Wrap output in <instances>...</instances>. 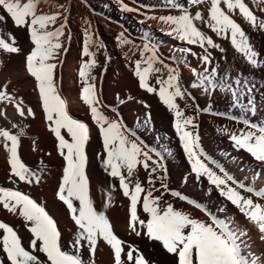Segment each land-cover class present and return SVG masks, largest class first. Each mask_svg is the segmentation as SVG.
<instances>
[{
  "label": "snow or ice",
  "instance_id": "6c2138e0",
  "mask_svg": "<svg viewBox=\"0 0 264 264\" xmlns=\"http://www.w3.org/2000/svg\"><path fill=\"white\" fill-rule=\"evenodd\" d=\"M119 2L126 12L139 11L129 7L123 0ZM255 2L259 12L264 14V0ZM40 4L41 0H0V11L3 12L0 14V23L10 19L15 27L27 32L31 44L29 51L24 53L14 34L9 31L5 38L0 33V56L25 57V72L33 79V90L37 93L47 121V130L55 138L56 150L64 161L57 198L66 206L76 232L65 244L57 221L45 206L20 190L0 186V209L20 217L30 233L29 243L25 245L11 225L0 221V251L5 256V259H0V264H85L81 251L87 249L89 256L95 257L101 244L108 246L113 264H150L139 249L128 245L115 233L105 212L98 211L94 206L87 173L90 128L70 113L68 101L61 95L59 88V58L69 51L65 41L71 39L70 34L66 35L70 7L61 3L56 5L55 12H45ZM170 4L179 9V14L148 16L147 19L164 23L168 26V35L204 50V54L199 57L203 70L192 68L196 82L191 86L203 88L205 92L219 90L230 94L236 105L247 98V104L254 108L256 85L247 78L242 79L243 73L238 72L233 76L222 70L220 65H214L209 49H218L221 53L226 49L201 26L210 30L215 37L228 41L248 66L258 69L264 68V53L256 50L238 17L246 21L251 29L261 32H264V19L246 0H191V4L196 7L194 11L172 3V0ZM204 5H208L206 12L199 10ZM85 24L82 57L88 59H84L79 68L82 85L80 99L88 107L90 118L102 139L103 151L98 153L97 158L105 172L118 180L123 196L129 200L128 228L138 237L145 236L150 241L158 242L176 258V264H264L246 254L241 233L231 222L213 216L200 204L169 189L165 182L167 168L164 157L156 153L158 158L154 159L151 150H146L136 132L128 128L118 114L109 116L105 113L95 83L97 77L92 74L100 66L97 51L104 45L94 39V33L90 30L91 22L86 20ZM118 40L121 45L133 43L123 32L119 34ZM92 46L97 51L91 50ZM183 51L196 55L191 47ZM6 69L5 60L0 58V72ZM134 75L141 89L158 95L163 105L173 113L175 130L196 179L206 178L219 195L256 229L259 239L264 242V190L258 191L238 183L222 167L217 165L218 173L205 162L206 157L202 159L204 153L200 148V137L194 131L198 128L197 117L186 114L188 108L194 107L189 100L194 101L195 98L182 84L181 71L165 63L155 45L145 43L141 59L134 62ZM153 77L155 85L149 82ZM11 84V80L0 83V118H8L9 106L21 118H35V111L25 104L24 99L10 91ZM178 101H183L184 106ZM112 111L115 113L116 109ZM243 123L246 126L244 129L229 133L231 141L237 149L246 151L256 161L264 163V126L248 121ZM21 145V135L0 127V149L5 153L9 180L13 184L20 181L27 185H39L43 178L42 172L34 171L22 160ZM140 169L147 174V186L138 179H132ZM165 193L194 205L210 219L201 220L176 208L164 199ZM108 206H111V195L105 207ZM141 212L146 215V219L141 218ZM37 252L43 254V259L35 254Z\"/></svg>",
  "mask_w": 264,
  "mask_h": 264
},
{
  "label": "bare ground",
  "instance_id": "6f19581e",
  "mask_svg": "<svg viewBox=\"0 0 264 264\" xmlns=\"http://www.w3.org/2000/svg\"><path fill=\"white\" fill-rule=\"evenodd\" d=\"M123 2L139 11H124L119 0H48L47 3L41 0L40 8L45 12H55L57 10L56 5L61 3L70 7L66 35L70 34L71 39L65 41L69 51L60 56L61 63L57 70L60 92L68 101L70 113L75 115V111H77L75 108L81 111L82 117L76 119L89 125V145L94 150H103L102 139L96 125L90 118V111L80 99L82 85L79 68L82 61L88 59L82 57L83 32L87 26L85 24L87 20L91 22L90 30L94 33V39L104 45L99 51L95 46H92L91 50L97 51V60L100 66L96 67L92 74L97 77L95 83L105 113L109 116L118 114L128 128L136 132L146 150H151L150 154L153 155L154 159L158 158L156 153H160L164 157L163 162L167 168L165 182L168 184L169 189L178 191L200 204L213 216L231 222L233 227L241 233L246 254L252 259L264 262V242L259 239L256 229L230 202L219 195L218 191L207 182L206 178L202 177L197 180L195 174L191 172V166L183 150L179 134L175 130L173 113L163 105L158 95L148 93L139 87L138 78L134 75V62L141 59L143 45L151 43L156 46L158 55L165 63L177 67L181 71L182 84L195 98L194 101L189 100V103L193 104L194 107L188 108L186 114L197 117L198 128L194 131L200 137V148L204 153L202 159L206 157L205 162L209 163V166L218 173L219 168L217 165L222 167L238 183L253 187L258 191L264 190V163L256 161L246 151L237 149L234 142L231 141L229 133L244 129L246 126L243 121H248L257 126H264V68L252 69L234 51L228 41L215 37L210 30L201 26L202 30L209 35H213L216 42L226 49L224 53H221L218 49H209L212 53L214 65H220L222 70H226L233 76L238 72L243 73L242 79L247 78L256 85L254 92L255 107L253 108L247 104V98L242 99L240 105H236L230 94L219 90L205 92L203 88H194L191 85L196 82V77L192 73V68H196L197 71L203 70V64L199 57L204 54V50L198 46H189L185 42L177 40L174 36L168 35V26L164 23L147 19L148 16L176 15L179 14V9L171 7L170 0H123ZM246 2L264 19V14L259 12L255 0H246ZM172 3L182 5L190 11L196 10V7L191 4V0H172ZM207 7L208 5L200 6L199 10L206 12ZM0 14H3V12L0 11ZM238 19L241 20L248 32L256 50L264 53V32L251 29L246 21H242V18L239 17ZM8 30H20L24 33L25 41L21 48L24 53H27L31 48L27 32L24 29L15 27L10 19L6 23H0V33L4 34L5 38ZM121 32L133 43L121 45L118 40ZM189 47L196 55L183 51V49ZM24 59V55L13 56L9 68H7V74L10 78L14 77L13 81L15 83L12 79L11 81L18 85L17 89L14 87L16 95L26 98L25 92L29 94V91H31L39 103L37 93L33 90V79L27 76L25 72ZM6 76L5 78H8ZM149 82L155 85V78L153 77ZM15 89L12 90L13 93ZM28 99L32 101L33 98ZM28 99L27 102H29ZM27 102H25L26 105H28ZM178 102L181 103L182 107L184 106L183 101ZM113 108L116 109L115 113L112 111ZM8 115L10 116L6 119L8 123L12 121L15 125H23L11 106L8 107ZM6 121L0 118V126L8 127L11 123L5 125L4 122L6 123ZM36 122L42 126L47 121L44 115L37 114ZM21 126L19 128L24 127V125ZM18 127L16 128L18 129ZM220 174L222 175V173ZM8 177L9 170L5 161V153L0 149V186L20 190L36 199L38 203L45 206L49 214L57 221L62 235L67 232L69 234L72 232L74 235L76 232L74 222L68 216L63 217L61 215L62 204L57 198L59 185L57 179H49L51 182L50 187L47 189L40 184V186L38 185L40 188H36L38 186L27 185L20 181L13 184ZM157 187H159V184H157ZM164 199L176 208L188 212L196 218L206 221L210 219L204 211L197 209L186 201L171 196L170 193H165ZM13 217L15 216L0 209L1 221L9 224ZM16 217L18 223L15 222L20 225L18 227L28 231L22 219ZM106 252L108 251L106 250L105 254ZM85 254V258L87 257L86 262L90 263L92 258L89 259L90 261L88 260L90 257L89 252ZM102 255L101 253V259L96 261L98 264H108L107 254L105 257ZM96 256L98 258V255ZM96 258H94V261Z\"/></svg>",
  "mask_w": 264,
  "mask_h": 264
},
{
  "label": "rangeland",
  "instance_id": "374dc122",
  "mask_svg": "<svg viewBox=\"0 0 264 264\" xmlns=\"http://www.w3.org/2000/svg\"><path fill=\"white\" fill-rule=\"evenodd\" d=\"M9 31L15 35V37L18 41V45L20 47H22V45L24 44V41H25L24 33L20 30H8V32ZM12 57L13 56L9 57L7 54H4L3 56L0 57V58L5 60V63L7 64V68H9V64L12 61L11 60ZM7 71H8V69H6L4 72H2L4 74H2L0 72V80H3V81L5 80L4 82L3 81H0V82H2V83L7 82L8 78H9V80H11V79H12V81L14 80V77L10 78V76L7 74ZM5 76L8 78H5ZM1 77H2V79H1ZM13 82L15 83V81H13ZM13 82L11 84V87H13V88L10 87L11 92H12V90L14 91V89L15 88L17 89V87H18L17 83L14 84ZM13 85H15V86H13ZM16 89H15L14 94L16 93ZM32 94L33 93L31 91H29V94H28V92L27 93L25 92L26 96L24 95L26 98H27V96H28V98L32 97L33 98V99H31L32 101H30V99L27 98L29 101V102H27L26 98H24L23 96H22V98L25 99V102H27L29 107H31L35 111V113L37 112L35 115V118H31V117L23 118V120H25V121H23L22 118L18 116V118L21 119V122L24 125L23 128H19L21 125L18 124L19 125V127H18V125L16 124L17 125L16 126L15 123H13L12 121L11 122L9 121V123H8V120L7 121L5 120L6 123L4 122V124L8 125L11 123L10 125H8V127L10 126L11 128L9 127L10 128L9 129L7 126H6V128H8L14 134L21 135L22 145H21L20 151H21L22 160L26 163L27 166L32 168L34 171H41L42 172L43 183L41 181L42 184L40 183V185L41 186L43 185L42 187L48 189L50 187V182H51L50 180L57 179L60 183L61 177H62V168L64 165V161H63V158L60 157V155L58 154V152L56 150L55 138L47 130V127H45L47 122L43 123V125H45V126H43V125L41 126L36 122L37 114H41V115H44V114L42 112L40 103H38V101H36V98H35L36 96H33ZM29 96H31V97H29ZM75 110H77V111H75V113H76L75 115L73 114L74 118L82 117L81 111L78 108L77 109L75 108ZM77 113H79V114H77ZM8 118H10V116ZM27 123H28V125H27ZM13 124L15 125V127H12ZM16 127H18V129ZM33 142H35V144ZM34 148H35V150H34ZM1 151H2V149H1ZM102 151L103 150H100V151L94 150L90 145H88V148H87V152H88V156H89V165L87 168V173H88L89 181H90V195L93 199L94 206L97 208L98 211H104L105 212V214L109 217L110 222L113 224L115 233L121 239H123L128 245L135 246L137 249H139V251L145 256V258L149 260L150 264H176V258L173 255L167 253L166 250H164L158 242L150 241L145 236H139L138 237L134 233H132L131 230L128 228L129 200H128V198L123 196L122 190L119 188L118 180L110 177L105 172L104 168L101 166V162L97 158V156H98V153H101ZM146 175L147 174L142 169H140V170H138L137 175L134 176L132 179L133 180L138 179L141 182H144L145 186H147ZM33 185H35V184H33ZM35 186H38V185H35ZM39 186L36 188H40ZM41 189H43V188H41ZM109 195H111V206L105 207V205L107 204ZM60 203L62 204L61 215L63 217L68 216V218H70V216L66 210V206L61 201H60ZM140 215H141V218H143V219L147 218L146 215L143 214L142 212L140 213ZM16 218H17L16 216L13 217V220L9 223V225H11L18 232V234L22 237L23 243L25 245H27L29 243V240H30V233L28 231L23 230L21 227H18L20 225L16 224V222H17ZM73 236L74 235L72 232H70V234L67 232V233H64L62 235V239L64 240L65 244H67L68 241H70L73 238ZM69 250H71V249H69ZM106 250L108 251V252H106L107 256L109 254V257H111L110 259H109V257L107 258L106 254H105ZM84 252L88 253V251L85 249V250H82L80 254L82 255L83 259L85 260V264H95V262H96V264H98L97 259H101V253L103 254L102 256H104V257L106 256V259H108L107 260V261H109L108 264H113L112 255L110 253L108 246H106V245L101 244L98 247V251L96 253V255H98V258H96L97 257L96 255H95V257H89L88 258V260L91 258L93 260V261L89 260L90 263L86 262L87 257L85 258L86 254ZM35 254H37L41 259H43L42 253L37 252ZM94 258H96L95 261H94ZM0 259H5V256L2 253V251H0ZM6 264H7V262H6Z\"/></svg>",
  "mask_w": 264,
  "mask_h": 264
}]
</instances>
